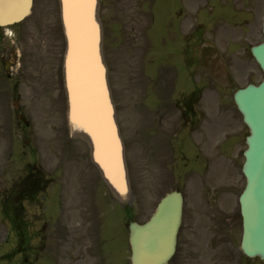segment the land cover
I'll return each instance as SVG.
<instances>
[{
	"label": "rangeland",
	"instance_id": "1",
	"mask_svg": "<svg viewBox=\"0 0 264 264\" xmlns=\"http://www.w3.org/2000/svg\"><path fill=\"white\" fill-rule=\"evenodd\" d=\"M152 2L101 0L110 84L131 184L125 197L105 186L83 135L68 123L60 136L51 128L53 123L58 129L64 126L66 109L63 95L51 103L47 98L52 93L51 45H65L59 0H35L25 21L0 28V45H23L25 112L37 132L17 131L15 112L1 93L0 158L9 133L20 137L18 145L26 136L23 143L32 141L24 147L27 160L42 163L52 177L43 207L28 204L33 239L26 264H131L130 218L146 221L163 191L175 186L184 190L187 201L182 246L170 264H264L245 256L240 247L242 217L236 196L245 185L241 168L249 129L233 100L238 88L262 78L251 47L262 39L264 0H155L157 6L161 3L160 14L169 13L174 34H179L184 15L181 27L188 22L189 40L203 35V45H188L187 70L179 45L170 42L172 34L165 35L167 45H160L161 36L156 43ZM137 24L135 40L131 26ZM244 26L248 32L242 34ZM158 56L162 65L170 66L171 78L165 68L156 74ZM170 84L169 98L155 90L166 95ZM67 129L73 136L67 138ZM0 215V264H21L20 255L5 257L12 255L16 239L4 242Z\"/></svg>",
	"mask_w": 264,
	"mask_h": 264
},
{
	"label": "water",
	"instance_id": "2",
	"mask_svg": "<svg viewBox=\"0 0 264 264\" xmlns=\"http://www.w3.org/2000/svg\"><path fill=\"white\" fill-rule=\"evenodd\" d=\"M17 3L16 7L21 9L10 14L0 5L1 24L21 20L30 13L32 0ZM97 3L98 0H62L69 45L66 75L70 118L73 127L90 138L94 159L106 179L125 195L129 186L127 171L106 67L100 55ZM252 53L264 71V41L253 46ZM234 99L250 129L243 166L247 183L240 197L244 228L241 247L248 256L264 260V80L239 89ZM182 201L179 193L168 194L149 221L130 224L132 264L169 261L177 243Z\"/></svg>",
	"mask_w": 264,
	"mask_h": 264
},
{
	"label": "flooded vegetation",
	"instance_id": "3",
	"mask_svg": "<svg viewBox=\"0 0 264 264\" xmlns=\"http://www.w3.org/2000/svg\"><path fill=\"white\" fill-rule=\"evenodd\" d=\"M154 13H152V22H154ZM132 30L135 32V38L138 35V30L136 26H132ZM23 45H0V77L1 79L6 77L9 79L8 85L6 87L3 80L0 84V94H3V100L6 103L13 98L14 102H20L24 99L25 92L27 89L24 87L25 81H23L22 71V61L24 57ZM62 45H51L50 48V72L49 79L51 81V88L49 92H52L47 96L49 102L51 103L53 97L59 94V72L58 65L60 61V55L62 54ZM103 53L106 57L107 45H103ZM21 72V73H20ZM20 73V75H18ZM12 81V84L10 83ZM15 82V83H14ZM6 87V88H5ZM25 91V92H24ZM18 96V97H16ZM21 106V105H20ZM18 107L14 112L17 118L16 124L20 127L22 124L20 113L24 112L25 107ZM51 106V104H50ZM52 109V107H51ZM54 116L57 112L52 109ZM57 117V116H56ZM47 120V118H45ZM52 122L51 118H48ZM0 124L1 121H0ZM55 126V127H54ZM57 125L52 124V129H56ZM14 138L5 139V143L9 145V152L3 153L2 158H0V192L5 195V207L10 209L11 207L17 205H25L27 203V191H28V171H27V160L24 157L19 156L20 161V171L19 174L12 176V158L14 153L12 151ZM3 179V180H1Z\"/></svg>",
	"mask_w": 264,
	"mask_h": 264
},
{
	"label": "bare ground",
	"instance_id": "4",
	"mask_svg": "<svg viewBox=\"0 0 264 264\" xmlns=\"http://www.w3.org/2000/svg\"><path fill=\"white\" fill-rule=\"evenodd\" d=\"M0 5L2 8H4L3 11H7L9 14L13 13L16 9H21L20 7H16L18 6L17 0H0Z\"/></svg>",
	"mask_w": 264,
	"mask_h": 264
}]
</instances>
